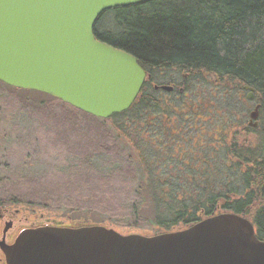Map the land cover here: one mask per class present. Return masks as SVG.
I'll list each match as a JSON object with an SVG mask.
<instances>
[{"label": "trees", "instance_id": "trees-1", "mask_svg": "<svg viewBox=\"0 0 264 264\" xmlns=\"http://www.w3.org/2000/svg\"><path fill=\"white\" fill-rule=\"evenodd\" d=\"M94 35L137 57L151 78L185 73L194 83L188 110L198 109L192 99L201 95L197 88L204 80L233 83L235 105L244 110L241 125L258 104V129L246 128L255 139L239 140L241 165L236 162L227 178L215 172L191 189L177 184L168 191L143 154L141 165L122 132L124 127L137 136L127 124L154 115L153 96L139 95L124 112L102 119L48 93L0 82V205L97 213L116 225L154 224V234L231 211L252 221L263 240L264 0H148L104 11ZM145 191L166 212L152 221L140 211Z\"/></svg>", "mask_w": 264, "mask_h": 264}, {"label": "water", "instance_id": "water-1", "mask_svg": "<svg viewBox=\"0 0 264 264\" xmlns=\"http://www.w3.org/2000/svg\"><path fill=\"white\" fill-rule=\"evenodd\" d=\"M146 1L0 0V82L48 93L102 119L124 112L146 71L134 55L98 40L94 27L104 11ZM245 88L252 100V88ZM258 108L249 114L254 127ZM1 249L7 264H264V239L231 211L152 236L103 224L42 225Z\"/></svg>", "mask_w": 264, "mask_h": 264}, {"label": "flooded vegetation", "instance_id": "flooded-vegetation-1", "mask_svg": "<svg viewBox=\"0 0 264 264\" xmlns=\"http://www.w3.org/2000/svg\"><path fill=\"white\" fill-rule=\"evenodd\" d=\"M173 75L174 80L163 82L157 77L151 78L146 72L145 81L136 96H153L156 106L154 115L144 116L137 122L139 139L146 149H151L146 152V157L143 154V161L147 167L159 172L158 177L167 190L168 186L177 184L191 189L194 182L214 178L215 172L217 177L227 178L228 170L235 169L234 164L240 162L239 140L249 134L246 128L254 108L248 111L247 121L241 125L237 122L242 114L235 107L233 83L204 80L202 89L197 88L203 108L188 110L191 88L187 76L183 72ZM173 107L176 112L171 110ZM256 123L255 127H249L257 130L258 119ZM153 153L156 157L150 156ZM42 225L65 224L46 217L43 211L34 210L31 206L1 204L0 264H7L1 245L9 246L20 231Z\"/></svg>", "mask_w": 264, "mask_h": 264}, {"label": "rangeland", "instance_id": "rangeland-1", "mask_svg": "<svg viewBox=\"0 0 264 264\" xmlns=\"http://www.w3.org/2000/svg\"><path fill=\"white\" fill-rule=\"evenodd\" d=\"M157 78L160 81L163 82H168L169 80H174L175 79V75H173L172 72H167V73H161V72H156ZM192 86H194V83H190ZM189 84V85H190ZM22 96L24 97L25 95H29L31 97V99L33 100H39V99H47V97L42 96L40 94H31V93H23L21 92ZM193 103L196 102V104L198 105V109H202L203 108V100L200 101V98H194L192 99ZM236 106V105H235ZM239 111H244L241 110L239 106H236ZM173 112H175L176 110H174V108L171 109ZM237 117V115H236ZM237 120H240L239 118H237ZM131 129L132 132L137 133V130L135 129V127L138 125L137 123H132V124H127ZM239 129V128H237ZM123 134L125 135V138H127L128 145L133 147V152L137 155L138 160L140 161L141 165H142V154H144V156L146 157L147 153L149 149H146L145 146L142 144L141 140L139 139V134H137V136L135 134L133 135H129L127 130L125 131L124 127L122 129ZM248 137H253V139H255V135L252 134H248ZM141 155V156H140ZM151 157L156 155L153 153L150 155ZM146 165V163H145ZM153 173H159L157 170L153 171ZM149 176V174H148ZM150 177V176H149ZM185 186V185H184ZM178 193H181L180 190H178ZM181 194H178V196H180ZM25 207L27 205H21V207ZM31 207L34 208V210H38V211H43L44 215H46V217L49 218H53L54 220L57 221H61L63 222V224H65V226H70V227H75V225H80V224H84L86 225H97V224H103L105 226H109L114 228L116 231L123 233V234H130V233H138V234H144V235H148V236H152L154 234L155 231V225L153 224L152 226H141V227H135V226H127V225H123V224H119L116 225L114 223L109 222V220L107 221V219L99 214H94V215H90L88 213H74V214H69L66 213L65 211H49V210H45L42 208L40 209L39 207H35L30 205ZM28 206V207H30ZM40 209V210H39ZM141 213L143 216L147 217L149 220H155L156 216L159 213H166L165 210H163V208H158L155 205L154 199H152V196L145 191L144 192V202L141 206L140 209ZM166 218V217H165Z\"/></svg>", "mask_w": 264, "mask_h": 264}]
</instances>
